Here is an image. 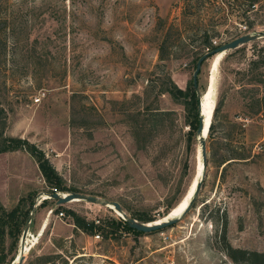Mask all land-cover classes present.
I'll return each mask as SVG.
<instances>
[{"label": "rangeland", "instance_id": "obj_1", "mask_svg": "<svg viewBox=\"0 0 264 264\" xmlns=\"http://www.w3.org/2000/svg\"><path fill=\"white\" fill-rule=\"evenodd\" d=\"M244 8L240 0H0L3 136L35 144L81 193L155 221L180 215L204 171L194 206L173 226L95 238L43 199L48 186L26 150L0 153V204L11 209L33 193L22 264H46L44 255L48 264H236L213 221L224 214L233 247L264 252V37L202 63L198 84L214 124L204 168L183 106L157 94L166 74L190 80L193 57L207 50L204 28L216 46L264 30V16L252 14L246 31ZM147 82L154 90L143 103L136 95ZM223 157L231 158L224 169ZM65 204L89 220L121 218L111 206ZM19 240L7 239L16 255Z\"/></svg>", "mask_w": 264, "mask_h": 264}, {"label": "trees", "instance_id": "obj_2", "mask_svg": "<svg viewBox=\"0 0 264 264\" xmlns=\"http://www.w3.org/2000/svg\"><path fill=\"white\" fill-rule=\"evenodd\" d=\"M186 1V0H185ZM238 1V0H237ZM242 5H244L243 13L246 17L245 20V28L246 31L252 30L255 27L254 20H251L252 14H260L264 9V0H240ZM186 7V6H185ZM261 24H264L262 22ZM202 45H204L207 50L197 52L192 59V67L195 69L197 60L205 53H209L213 50L216 45H213L211 42V36L208 33V29L204 28L202 31ZM204 62V61H203ZM201 71V70H200ZM199 71V74H200ZM198 74V76H199ZM198 80V78H197ZM199 85V84H198ZM154 90V86L152 82H147L146 86L144 87L142 95H136L138 100H141L143 103H147L150 93ZM167 93L172 97L173 100L180 103L183 106L185 111V122L188 126L187 132V140L189 143H193L196 138V130L198 127L199 122V113H198V106H197V94L193 85L192 77L185 88H180L174 80L168 75H165L164 82H161L157 94ZM222 104V100L217 102V105L213 111V117L220 109ZM141 110H137V113H140ZM134 130V128H133ZM138 130V128H137ZM214 133V124L213 121L209 126L208 136L211 137ZM26 150L35 160L37 167L48 186V192H53V188L62 192H80L77 188L69 186L64 183L63 179L61 178L60 174L54 168L52 163L46 158L44 152L39 149L35 144L29 142L28 140L20 137H8L3 136L2 132L0 131V153L6 151H14V150ZM239 158H246V157H239ZM231 158L223 157L220 160L219 165H223L224 167L230 163L229 161ZM207 161V160H206ZM203 183V181H202ZM202 186V184H201ZM33 199V193L29 192L25 196H21L16 205L11 209H5L2 204H0V264H10L16 254L17 248H13L11 242L7 244V239L13 241L14 244H17L18 239L22 233L23 227L26 224L29 212H30V204ZM195 201L193 202L192 206H194ZM30 203V204H29ZM173 206H169L166 213L172 208ZM53 211L56 213L62 211L67 217L71 219V223L74 225V230H79L83 233L88 235L94 234H101L104 238L108 237H118L121 234H133L135 236L140 235H147L153 234L156 232H160L165 230L166 228L173 226H167L165 228L155 230L153 232L144 233L138 230L131 228L125 220L122 218L114 219H93L89 220L86 217L78 214L71 208L65 207L63 205H57ZM165 213V214H166ZM164 214V215H165ZM163 215V216H164ZM133 218L141 222H149L156 220V216L148 213L147 211H136L131 214ZM220 219V221H218ZM98 220V222H96ZM216 225V233L218 237V241L222 243V248L225 254L236 264H264V252L257 251V250H249L239 247H233L226 238L227 234V218L224 214L223 216L216 217L213 219ZM43 261L48 264L51 262V257L44 255ZM63 264H67L64 262Z\"/></svg>", "mask_w": 264, "mask_h": 264}, {"label": "water", "instance_id": "obj_3", "mask_svg": "<svg viewBox=\"0 0 264 264\" xmlns=\"http://www.w3.org/2000/svg\"><path fill=\"white\" fill-rule=\"evenodd\" d=\"M264 37V30H258V31H254L252 33L247 32L244 34H241L233 39H231L230 41L224 42L222 44H219L218 46H216L213 50H211L209 53H205L203 54L196 62V66L195 69L192 73V81H193V85L197 94V106H198V113H199V122H198V127L196 130V135H197V139L199 142V146H200V156H201V161H202V168L205 167V161H206V137L208 136V131H209V124L211 122V120L207 123L206 119H207V110L206 108L203 107V92L200 91L199 85H198V74L199 71L201 69L202 63L203 61H205V59L208 56H214L216 53L224 51V53L228 50H232L235 49L245 43H248L250 41H254L256 39L262 38ZM210 117H212V112L210 114ZM204 177V171L202 170L200 173V177L199 179L196 181L195 183V187L193 190V193L191 194L188 203L186 204V206L183 208V210L181 211V214L179 216H174V217H170V218H164L161 220H157V221H149V222H141L139 220H137L136 218H133L129 215L126 214V212L122 209L121 205L116 202V201H108L105 199H101L97 196H93V195H87L81 192H67L64 194H60L59 192H52L51 194H49V196L55 200L56 205H64L65 203H68L70 201L73 200H83L86 202H91V203H96V204H101V205H105V206H112L113 209H115L120 215V217L126 221V223L133 229L144 232V233H148V232H153L155 230H159L162 228H165L167 226H170L172 224H174L175 222H177L180 218H182V216L191 208L193 202L195 201L198 192L201 188V184H202V179ZM35 203L32 205V209L35 208ZM31 218H32V211L29 212L27 221L25 226L23 227L21 236H20V240H19V251H18V255H16V257L14 258V260L10 263V264H22L23 260H24V253H23V249H24V243L26 240V236L27 233L29 231V224L31 222ZM32 248V247H31ZM31 248L28 249L27 252L31 251Z\"/></svg>", "mask_w": 264, "mask_h": 264}, {"label": "built area", "instance_id": "obj_4", "mask_svg": "<svg viewBox=\"0 0 264 264\" xmlns=\"http://www.w3.org/2000/svg\"><path fill=\"white\" fill-rule=\"evenodd\" d=\"M42 96H43V94H40V95L38 94V96H36V97L34 98V103H39L40 100H41V98H42ZM53 192H59L60 194L62 193V192H60V191H56L55 188H53ZM51 193H52V192H51ZM51 193L47 192V194H43V195H42L43 199H52V198L49 196V194H51ZM51 211H52V210H51ZM57 216L62 217V216H64V213H63L62 211H60V212L57 213ZM96 222H98V220H96ZM94 237H95V238H98L99 235H98V234H95ZM167 264H169V263H167Z\"/></svg>", "mask_w": 264, "mask_h": 264}, {"label": "crops", "instance_id": "obj_5", "mask_svg": "<svg viewBox=\"0 0 264 264\" xmlns=\"http://www.w3.org/2000/svg\"><path fill=\"white\" fill-rule=\"evenodd\" d=\"M177 85L180 87V88H185V85H186V80H182V78H181V76H177ZM73 201H77V200H73ZM64 205H66V204H64ZM63 205V206H64ZM66 207V206H65ZM72 224V227H73V231H75L74 230V225H73V223H71ZM77 231H79V230H77Z\"/></svg>", "mask_w": 264, "mask_h": 264}, {"label": "bare ground", "instance_id": "obj_6", "mask_svg": "<svg viewBox=\"0 0 264 264\" xmlns=\"http://www.w3.org/2000/svg\"><path fill=\"white\" fill-rule=\"evenodd\" d=\"M221 52H222V51H221ZM218 53H219V52H218ZM215 61H216V60H215ZM110 206H111V205H110ZM185 206H186V205H185ZM111 207H112V206H111ZM182 210H183V209H182ZM182 210H181V211H182ZM180 214H181V212H180Z\"/></svg>", "mask_w": 264, "mask_h": 264}]
</instances>
